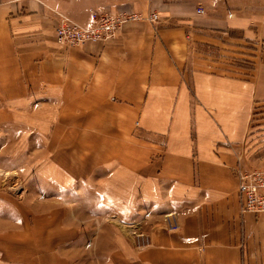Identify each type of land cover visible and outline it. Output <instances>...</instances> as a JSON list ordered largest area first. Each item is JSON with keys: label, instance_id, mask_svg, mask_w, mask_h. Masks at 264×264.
Listing matches in <instances>:
<instances>
[{"label": "crops", "instance_id": "crops-1", "mask_svg": "<svg viewBox=\"0 0 264 264\" xmlns=\"http://www.w3.org/2000/svg\"><path fill=\"white\" fill-rule=\"evenodd\" d=\"M248 1L0 0V139L25 132L26 153L51 155L44 179L76 190L54 231L69 236L44 211L0 264H264V212L242 211L234 170L249 149L264 163V7ZM100 7L141 17L57 41L62 16ZM144 210H176L182 229L137 249L99 224ZM87 226H103L90 248Z\"/></svg>", "mask_w": 264, "mask_h": 264}, {"label": "rangeland", "instance_id": "rangeland-1", "mask_svg": "<svg viewBox=\"0 0 264 264\" xmlns=\"http://www.w3.org/2000/svg\"><path fill=\"white\" fill-rule=\"evenodd\" d=\"M232 1L235 4H240L242 0ZM244 1L250 3L248 0ZM252 1L260 8L264 7V0ZM74 45L77 44H71L69 46ZM238 62L240 61L238 59L235 60L233 54L228 55L227 70L235 72V65ZM4 134L6 136L0 139V251L2 247H9V242L17 241L13 238L26 235L25 232L27 230L23 228L36 227L41 229V223L49 220L43 217L44 211L54 214V218L51 219L53 220L52 224L50 225L52 228V238L69 236L58 234V229L56 232L54 231L59 227V215L63 216L65 210L68 208L67 199H74L76 197L75 186H66L62 181H49L48 179H44V174L49 173L46 169H49V164L52 162L50 160L51 155L48 153H26L27 146L24 145H26L27 138L23 135L25 132L20 133L17 130L10 129L4 132ZM249 150L244 155L245 164L248 165L247 167L264 166V163L259 164L256 160L258 157H256L255 153H251L252 150ZM12 211H17V214H11ZM107 219L114 221V223L102 222L101 219L99 224L104 223L105 226L110 224L111 226L109 227L111 229L121 235L126 242L132 241L137 249L145 248L138 239L139 230L152 234V230L157 224L153 215V218L147 220L142 228L138 226L135 232L132 233L128 225L131 223L138 224L139 217L132 221H123L118 217L113 218L109 216H107ZM102 227L95 226L93 229H90V226L84 227L87 232L80 234V237L88 244L89 248L93 245L94 240L96 241L98 230ZM162 228L165 229L164 227ZM40 229L34 230L35 233L33 232L31 236H42L43 233ZM92 230L93 232L91 233ZM165 230L168 231V229ZM123 232L129 237L124 236Z\"/></svg>", "mask_w": 264, "mask_h": 264}, {"label": "built area", "instance_id": "built-area-1", "mask_svg": "<svg viewBox=\"0 0 264 264\" xmlns=\"http://www.w3.org/2000/svg\"><path fill=\"white\" fill-rule=\"evenodd\" d=\"M200 12L204 9H198ZM158 14L152 12L151 19H157ZM138 12L130 11H116L107 8H98L92 11L90 21L83 24L78 21L68 19L62 16L56 26V39L59 43L64 45L81 44L85 41H100L113 38L117 35L121 26L131 20L140 18ZM235 174L238 178V188L243 212L263 213L264 212V166L261 167H247L242 163L241 156L239 162L234 168ZM138 224H129L132 233L135 232L136 227L142 228L146 221L153 218L151 210H145L142 216L139 217ZM156 226L164 227L169 232H178L182 223L179 214L176 210H169L163 212L159 218L155 219ZM142 231V230H141ZM139 230V241L142 246H150L152 244V234ZM137 234V235H138ZM91 244V242H89Z\"/></svg>", "mask_w": 264, "mask_h": 264}, {"label": "bare ground", "instance_id": "bare-ground-1", "mask_svg": "<svg viewBox=\"0 0 264 264\" xmlns=\"http://www.w3.org/2000/svg\"><path fill=\"white\" fill-rule=\"evenodd\" d=\"M181 229H182V227H181ZM181 229H180V230H181ZM180 230H179V231H180Z\"/></svg>", "mask_w": 264, "mask_h": 264}]
</instances>
